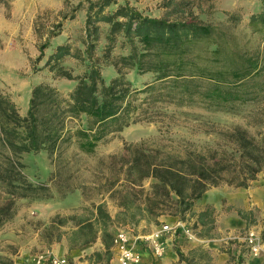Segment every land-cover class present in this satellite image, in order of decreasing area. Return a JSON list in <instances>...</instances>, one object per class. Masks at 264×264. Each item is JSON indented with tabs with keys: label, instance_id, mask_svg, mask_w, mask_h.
<instances>
[{
	"label": "rangeland",
	"instance_id": "obj_1",
	"mask_svg": "<svg viewBox=\"0 0 264 264\" xmlns=\"http://www.w3.org/2000/svg\"><path fill=\"white\" fill-rule=\"evenodd\" d=\"M87 1L98 0H0V91L12 99L21 115L26 113L31 89L40 83H50L62 94L72 90L73 82L51 80L49 73L41 70L44 60L38 63L37 58L39 49L45 44L50 45L45 50V56L55 46L65 42L73 48H82ZM114 2H128L151 18L174 22L195 16L206 24L221 25L228 31L229 48L214 56V45L201 43L195 47L196 54L201 56L196 63L207 67L211 81L197 79L195 87V84H181L168 99L161 102L154 100L148 119L108 135L98 143L93 153H81L77 143H72L65 147L63 159L55 164L51 163L46 152L22 155L19 162L24 166L22 174L26 181L45 187L38 197H8L11 180H6L3 172L10 155L0 141V208L13 203L9 218L0 217V264H51L53 257L65 258L68 264H77L59 255L57 246H54L66 241L63 235L60 242L56 238L68 229L54 230L58 227L51 222L57 216L80 214L83 208L108 198L102 175L108 170L109 157L121 154L125 145L176 152L207 148L230 150L229 136L236 127L247 130L258 139L264 138V71L248 81H234L231 71L238 61L232 60L229 55L237 50V54L244 52L248 58H256L264 65V43L260 42L259 34H253L247 26L249 17L261 11L264 0ZM115 8L116 5H111L108 10ZM230 14L239 17L235 25L228 21ZM103 44L101 40L100 49ZM125 54L120 44L112 51L113 57ZM215 57L225 63L214 62ZM65 65L73 69L75 75L82 71L81 67L76 68L73 60H67ZM115 75L112 66L102 69V76L107 82ZM126 78L137 90L152 81L151 74L137 75L134 71L129 72ZM209 89L213 96L210 99L203 95ZM140 97L147 98L144 95ZM14 161L17 163V157ZM14 174L17 175V172ZM154 182L147 180L144 186ZM218 191L223 197L221 210L212 207L215 213H209L214 224L208 223L204 227L206 233L195 224L196 217H186L181 222L170 216L161 217L157 225L145 227L141 223L134 232L124 231L131 245L141 254L137 264H186L179 261L177 250L190 259L196 256L192 264H264V172L246 189L222 186L218 187ZM74 193L81 195L83 206L68 210L63 202ZM233 200L235 203L231 202ZM107 203L108 211L114 216L117 209L113 202L107 200ZM239 210H252L255 224L247 228L236 213ZM193 212L198 214L201 211L195 205ZM165 225L171 231L161 234L158 242L163 252L156 256L145 238ZM170 250L177 255L174 262L167 255ZM112 251L109 264H117ZM192 251L196 253L191 255ZM99 264L105 262L100 261Z\"/></svg>",
	"mask_w": 264,
	"mask_h": 264
},
{
	"label": "trees",
	"instance_id": "obj_2",
	"mask_svg": "<svg viewBox=\"0 0 264 264\" xmlns=\"http://www.w3.org/2000/svg\"><path fill=\"white\" fill-rule=\"evenodd\" d=\"M111 5L116 8L108 10ZM238 20L237 15L228 16L233 25ZM247 26L264 43V2L261 11L249 17ZM83 32L82 48L65 42L47 56L49 44L39 49L37 62L44 60L41 70L49 73L51 80L74 83L67 94L50 83H40L31 89L26 113L21 115L12 99L0 91V141L10 155L3 172L5 179L11 180L8 197H38L45 190L44 185L26 181L22 174L24 166L19 162L22 155L46 152L55 164L63 159L66 146L72 143H77L81 153H93L108 135L148 119L154 100L168 99L181 84L195 87L197 79L211 81L207 67L196 63L201 56L196 54L195 47L201 43L214 45V56L229 48L228 31L221 25L206 24L195 16L174 22L151 18L128 2L117 4L114 0L87 1ZM101 40L104 44L100 49ZM117 44L126 51L125 55L112 56ZM236 51L229 53L232 60L238 61L231 71L234 81H248L264 71L261 61ZM67 60H73L76 68L81 67V73L75 75L73 69L66 67ZM213 61L225 63L220 58ZM105 66H112L116 74L108 82L102 76ZM131 71L137 75L151 74V83L137 90L126 78ZM211 93L209 89L203 95L210 99ZM140 95L147 98L141 99ZM229 137L230 150L176 152L125 145L121 154L109 157L108 170L102 175L108 198L83 208L80 214L54 218L51 223L58 227L54 230L68 229L56 241L65 236L69 250L99 241L102 249L89 259L93 264H109L113 256V228L134 232L141 223L145 227L157 225L165 216L181 222L186 217H196L195 224L206 233L204 227L214 224L209 212H215L210 206L198 214L193 212L202 196L209 189L222 186L246 189L264 172V138L258 139L240 127L234 128ZM147 180L155 182L145 187ZM107 200L117 209L114 216L108 211ZM12 206L11 202L0 208L2 219L9 218ZM236 213L247 228L255 224L252 210ZM176 253L180 262L195 261L196 256L190 259L178 250Z\"/></svg>",
	"mask_w": 264,
	"mask_h": 264
},
{
	"label": "crops",
	"instance_id": "obj_3",
	"mask_svg": "<svg viewBox=\"0 0 264 264\" xmlns=\"http://www.w3.org/2000/svg\"><path fill=\"white\" fill-rule=\"evenodd\" d=\"M222 198H223L222 194L219 193L218 188L209 189L195 205L199 207L200 211H203L206 206H211L215 210L220 211ZM231 202L235 203L234 200ZM63 203L64 205L67 206L68 210L69 209L73 210V209H78L83 206V199L80 194L74 193L73 195L65 198ZM111 231L115 235L119 230H117L116 228H113L111 229ZM54 246H57L56 250L59 252V255L66 256L72 262H77V264H93V262L90 261L89 258L94 252H98L102 249V245L99 241L93 244L83 246L81 248L73 249V250H69L67 242L65 240L61 241L60 243ZM132 246L135 248V250H137V248L134 245ZM167 255L170 257L172 262H174L177 259V255L171 252V250L167 253ZM140 257H141V254H140Z\"/></svg>",
	"mask_w": 264,
	"mask_h": 264
},
{
	"label": "built area",
	"instance_id": "obj_4",
	"mask_svg": "<svg viewBox=\"0 0 264 264\" xmlns=\"http://www.w3.org/2000/svg\"><path fill=\"white\" fill-rule=\"evenodd\" d=\"M170 231L171 230L169 226L165 225L161 228V230L145 238V241H147L150 245V248L154 255H162L163 247L161 243L158 242V239L162 237L161 234H166ZM113 250L117 264H137L139 262L140 255L138 254L137 250H135V248L131 245L129 237L124 231H118L114 235ZM51 264H68V261L65 258L53 257L51 259Z\"/></svg>",
	"mask_w": 264,
	"mask_h": 264
}]
</instances>
